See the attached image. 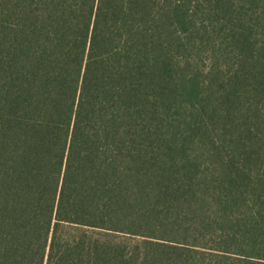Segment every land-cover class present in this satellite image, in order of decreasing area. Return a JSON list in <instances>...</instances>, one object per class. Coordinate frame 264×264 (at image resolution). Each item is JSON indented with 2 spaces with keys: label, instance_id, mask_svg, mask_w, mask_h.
I'll return each instance as SVG.
<instances>
[{
  "label": "trees",
  "instance_id": "16d2710c",
  "mask_svg": "<svg viewBox=\"0 0 264 264\" xmlns=\"http://www.w3.org/2000/svg\"><path fill=\"white\" fill-rule=\"evenodd\" d=\"M0 264H264V0H0Z\"/></svg>",
  "mask_w": 264,
  "mask_h": 264
}]
</instances>
